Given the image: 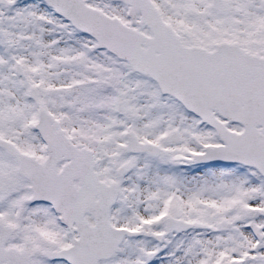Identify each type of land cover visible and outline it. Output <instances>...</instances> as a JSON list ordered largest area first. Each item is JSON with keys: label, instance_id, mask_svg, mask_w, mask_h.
Here are the masks:
<instances>
[{"label": "snow or ice", "instance_id": "obj_1", "mask_svg": "<svg viewBox=\"0 0 264 264\" xmlns=\"http://www.w3.org/2000/svg\"><path fill=\"white\" fill-rule=\"evenodd\" d=\"M0 264H264V0H0Z\"/></svg>", "mask_w": 264, "mask_h": 264}]
</instances>
